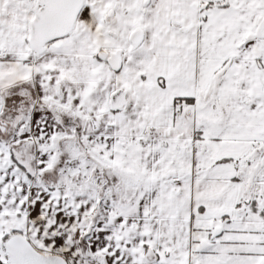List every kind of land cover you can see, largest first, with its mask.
I'll return each instance as SVG.
<instances>
[{"label":"snow or ice","instance_id":"snow-or-ice-1","mask_svg":"<svg viewBox=\"0 0 264 264\" xmlns=\"http://www.w3.org/2000/svg\"><path fill=\"white\" fill-rule=\"evenodd\" d=\"M0 264H264V0H0Z\"/></svg>","mask_w":264,"mask_h":264}]
</instances>
